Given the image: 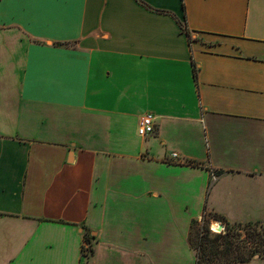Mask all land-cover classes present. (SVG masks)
<instances>
[{
	"label": "crops",
	"instance_id": "obj_1",
	"mask_svg": "<svg viewBox=\"0 0 264 264\" xmlns=\"http://www.w3.org/2000/svg\"><path fill=\"white\" fill-rule=\"evenodd\" d=\"M207 215L264 221V0H0V264H197Z\"/></svg>",
	"mask_w": 264,
	"mask_h": 264
},
{
	"label": "rangeland",
	"instance_id": "obj_2",
	"mask_svg": "<svg viewBox=\"0 0 264 264\" xmlns=\"http://www.w3.org/2000/svg\"><path fill=\"white\" fill-rule=\"evenodd\" d=\"M219 222L209 220L207 215L194 226L192 238L198 233V243L205 242L201 246L198 245L197 249L192 247L196 252L197 264H248L257 261L258 257L264 258L260 256L261 253L264 254V221L254 228L255 235H250L253 231H247L243 225L236 227L237 224ZM215 223L220 225L216 231L213 230ZM228 231L232 233L229 237L232 245H225L224 240H216V237L225 236ZM206 239L210 243L206 242ZM85 261L86 264L91 262Z\"/></svg>",
	"mask_w": 264,
	"mask_h": 264
},
{
	"label": "trees",
	"instance_id": "obj_3",
	"mask_svg": "<svg viewBox=\"0 0 264 264\" xmlns=\"http://www.w3.org/2000/svg\"><path fill=\"white\" fill-rule=\"evenodd\" d=\"M64 45H65V46H70L69 44H60V46H64ZM194 76L197 77V72H196V71H195V73H194ZM209 220L220 221V222H222V223H227V224H228V222L225 220V218H223V217H221V216H218V215H209ZM258 223H259V222H256V223H246V224L237 223L236 227H238V226H242V225H243V227H244L247 231H249V232H250L251 230L253 231V232L250 233V235H255L256 230H255L254 228H257V226L259 225ZM196 224H198V222H193V223H192V228H191L190 238H189V239H190V245H191L192 247H195V249H197L198 245L201 246L202 244L205 243V242L202 243V241H201V243H198V241H197L198 236H199L198 233L196 234V236H195L194 239L192 238V233H193V230H194V226H195ZM252 233H254V234H252ZM231 234H232V233L228 231V232L226 233L225 236H221V235H219L218 237H216V240H217V241H219V240H224V242H225L224 244H225V245H232L233 243H232L231 241H229V237H230ZM84 240H85L86 244H88V247H86V248L83 249L82 257H83L85 260L89 261V260H92V257H93V254H94L92 238L89 237V236H85ZM260 240H262V239H260ZM217 241H216V242H217ZM206 242H208L207 239H206ZM208 243H210V242H208ZM217 243H218V242H217ZM261 254H262V255H261ZM261 254H260V256H264L263 253H261Z\"/></svg>",
	"mask_w": 264,
	"mask_h": 264
},
{
	"label": "built area",
	"instance_id": "obj_4",
	"mask_svg": "<svg viewBox=\"0 0 264 264\" xmlns=\"http://www.w3.org/2000/svg\"><path fill=\"white\" fill-rule=\"evenodd\" d=\"M155 116L151 113H147L145 114L140 121V125L138 128V134L141 137H146L148 135H151L154 133V123H155ZM173 159L178 160L179 156L177 154H173L172 155ZM215 178V177H214ZM223 228V227H221ZM87 247V246H86Z\"/></svg>",
	"mask_w": 264,
	"mask_h": 264
},
{
	"label": "bare ground",
	"instance_id": "obj_5",
	"mask_svg": "<svg viewBox=\"0 0 264 264\" xmlns=\"http://www.w3.org/2000/svg\"><path fill=\"white\" fill-rule=\"evenodd\" d=\"M219 226L215 223V225H213V230L216 231L217 229H219Z\"/></svg>",
	"mask_w": 264,
	"mask_h": 264
},
{
	"label": "water",
	"instance_id": "obj_6",
	"mask_svg": "<svg viewBox=\"0 0 264 264\" xmlns=\"http://www.w3.org/2000/svg\"><path fill=\"white\" fill-rule=\"evenodd\" d=\"M221 228V227H220ZM221 230V229H220Z\"/></svg>",
	"mask_w": 264,
	"mask_h": 264
}]
</instances>
